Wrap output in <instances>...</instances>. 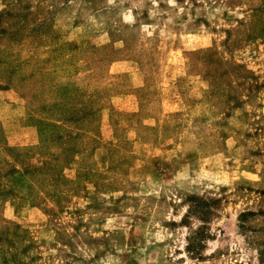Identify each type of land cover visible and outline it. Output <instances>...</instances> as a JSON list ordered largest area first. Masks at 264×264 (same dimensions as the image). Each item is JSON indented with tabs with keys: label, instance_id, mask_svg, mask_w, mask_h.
<instances>
[{
	"label": "rangeland",
	"instance_id": "rangeland-1",
	"mask_svg": "<svg viewBox=\"0 0 264 264\" xmlns=\"http://www.w3.org/2000/svg\"><path fill=\"white\" fill-rule=\"evenodd\" d=\"M0 264H264V0H0Z\"/></svg>",
	"mask_w": 264,
	"mask_h": 264
}]
</instances>
